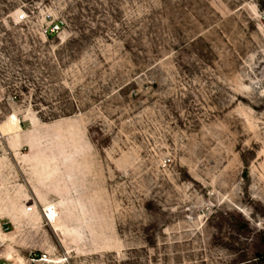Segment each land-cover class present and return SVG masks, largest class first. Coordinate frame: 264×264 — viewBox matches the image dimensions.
Listing matches in <instances>:
<instances>
[{
  "label": "rangeland",
  "instance_id": "rangeland-1",
  "mask_svg": "<svg viewBox=\"0 0 264 264\" xmlns=\"http://www.w3.org/2000/svg\"><path fill=\"white\" fill-rule=\"evenodd\" d=\"M0 264H264V0H0Z\"/></svg>",
  "mask_w": 264,
  "mask_h": 264
},
{
  "label": "bare ground",
  "instance_id": "bare-ground-1",
  "mask_svg": "<svg viewBox=\"0 0 264 264\" xmlns=\"http://www.w3.org/2000/svg\"><path fill=\"white\" fill-rule=\"evenodd\" d=\"M47 218L54 226L57 227L59 225L57 221L56 211L54 209L47 208Z\"/></svg>",
  "mask_w": 264,
  "mask_h": 264
}]
</instances>
